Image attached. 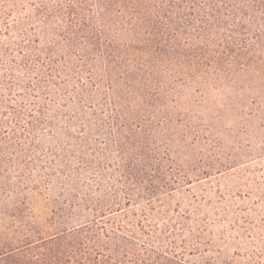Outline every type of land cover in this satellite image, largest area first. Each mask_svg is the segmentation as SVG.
<instances>
[{"label":"rangeland","instance_id":"obj_1","mask_svg":"<svg viewBox=\"0 0 264 264\" xmlns=\"http://www.w3.org/2000/svg\"><path fill=\"white\" fill-rule=\"evenodd\" d=\"M202 1L157 0L173 24L129 33L140 51L116 65L67 0H0V235L104 211V228H142L194 264H264V46L202 19Z\"/></svg>","mask_w":264,"mask_h":264},{"label":"trees","instance_id":"obj_2","mask_svg":"<svg viewBox=\"0 0 264 264\" xmlns=\"http://www.w3.org/2000/svg\"><path fill=\"white\" fill-rule=\"evenodd\" d=\"M185 1L190 0H173V4L178 3L176 7L180 8ZM76 2L86 9L82 17L76 12ZM155 2L157 0H67L66 14L69 23L78 30L91 51L120 65L135 61L133 56L140 51L129 33L142 27L153 28L161 20L173 24L172 13L158 8ZM199 3L196 4L199 8L193 2L190 5L195 7L197 13L200 11V17L205 21L224 23V19L229 17L235 23L231 32L238 36L254 27L251 34L258 46H264V0H203ZM93 7L97 8L98 16L105 22L103 26L91 25L88 12ZM113 11L122 12L121 17L127 18L128 23L125 22L129 26L123 27L125 23L119 27L116 18L110 16ZM109 26L118 28L119 33L110 37ZM119 40L121 43L117 42ZM243 49L253 50L246 43ZM228 50L234 52L232 48ZM130 201L127 198L123 204ZM112 207H106L108 214L112 212ZM99 214L98 219L78 228L63 229L52 234H23L19 240L1 234L0 264H194L174 245L151 241L152 238L142 228H104L100 221L105 218V212Z\"/></svg>","mask_w":264,"mask_h":264}]
</instances>
